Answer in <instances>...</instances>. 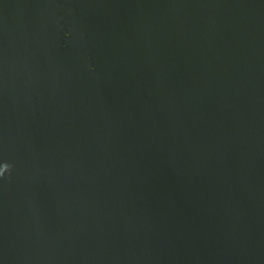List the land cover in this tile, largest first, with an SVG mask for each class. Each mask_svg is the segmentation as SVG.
I'll return each instance as SVG.
<instances>
[{"label":"water","instance_id":"water-1","mask_svg":"<svg viewBox=\"0 0 264 264\" xmlns=\"http://www.w3.org/2000/svg\"><path fill=\"white\" fill-rule=\"evenodd\" d=\"M0 264H264V0H0Z\"/></svg>","mask_w":264,"mask_h":264},{"label":"clouds","instance_id":"clouds-1","mask_svg":"<svg viewBox=\"0 0 264 264\" xmlns=\"http://www.w3.org/2000/svg\"><path fill=\"white\" fill-rule=\"evenodd\" d=\"M0 174H2V171H0Z\"/></svg>","mask_w":264,"mask_h":264}]
</instances>
